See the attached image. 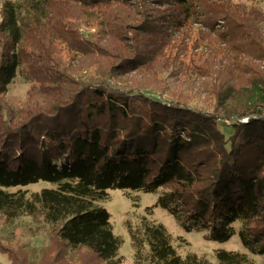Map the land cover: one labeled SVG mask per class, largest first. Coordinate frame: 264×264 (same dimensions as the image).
Wrapping results in <instances>:
<instances>
[{"label": "trees", "instance_id": "16d2710c", "mask_svg": "<svg viewBox=\"0 0 264 264\" xmlns=\"http://www.w3.org/2000/svg\"><path fill=\"white\" fill-rule=\"evenodd\" d=\"M204 1L200 3L223 7L225 21L244 27L231 11L233 3ZM151 2L171 9L161 16V25L188 30L199 23L196 0ZM145 4L4 1L0 94L7 92L20 68L33 82V91L16 110L2 107L0 213L7 219L40 214L61 240L109 261L118 256L124 240L99 201L108 197L109 189H161L156 205L174 215L186 231H206L208 239L220 242L239 233L249 253L264 255V34L248 33L241 51L236 35L226 36L224 43L232 45V51L223 54L219 68L206 73L201 92V101L214 109L210 112L185 101L186 94L165 97L150 79H129L135 85L122 87L111 83V77L131 64L139 75L146 66L139 59L140 46L158 45L157 34H150L153 24ZM92 14L106 31L104 48L113 53L100 54L104 48L98 45L93 63L81 65V73L59 61L36 65L40 51L49 58L50 44L81 39L76 26ZM135 33L148 34L147 41ZM168 33L184 35L171 28ZM128 41L139 49L127 46ZM156 55L164 57L159 49ZM39 181L56 187L32 193L22 189ZM129 231L136 260L212 264L195 252L179 254L163 223L144 219ZM248 252L218 249L215 264H255Z\"/></svg>", "mask_w": 264, "mask_h": 264}, {"label": "rangeland", "instance_id": "374dc122", "mask_svg": "<svg viewBox=\"0 0 264 264\" xmlns=\"http://www.w3.org/2000/svg\"><path fill=\"white\" fill-rule=\"evenodd\" d=\"M4 1L6 0H0V21L1 6ZM200 1L196 0L195 9V16L199 18V23L195 22L188 30H184L179 29L178 26L161 25L159 23L161 16L167 15L171 9L156 6L151 0H146L147 16H149L147 19L148 21L151 19L153 24L150 34H157L158 45L140 46L139 59L143 60V64L146 66L140 69L139 75L135 73L136 69L131 64L132 67L125 66L119 76L111 77V83L113 85L121 84L119 86L122 87L123 84L135 85L131 81L128 82L129 79L142 80V82L150 79L152 80L151 84H154L157 90L162 91L165 97L168 98L170 95L180 98V94H186L189 100L185 98V101L213 112V107L204 104L200 99L202 98L201 92L204 88L205 75L207 72H214L216 68H219L223 54L231 53L230 46L232 45L224 43L226 36L235 34L234 40L238 42L241 51L246 48L248 33L254 37L264 34V0H213L233 3L231 11H234L235 16H238V22H242L244 27L241 29L234 23L225 21L221 11L223 7L211 6L205 0L206 6ZM151 15L152 17H150ZM76 28L75 31L82 36L81 39H73L68 43L69 46L58 41L50 44L49 58L51 59L47 58L46 52L40 51V56L37 55L40 63L38 62L36 65L44 67L49 60L59 61L62 66L69 65V68H74L81 73V65L93 63L91 60L96 56V53L93 54V52L97 50V46L104 48L102 38L107 36L106 31L97 15L94 14L83 16V21H79ZM170 28L175 32L182 30L184 35H181L180 38H176V34L171 36L168 33ZM127 33L129 34L127 39H129L132 35L131 31ZM134 35H137L136 37L143 36L147 41L148 34L141 36L135 33ZM95 43L97 45H93ZM252 43L255 42L252 41ZM1 45L0 43V53L3 51ZM130 45H135L139 49L136 43L128 41L127 46ZM248 47L250 50L256 49V46L248 45ZM110 49L104 48L100 54L113 53L114 51L112 52ZM157 49L164 53V57L156 55ZM6 50L7 48H5ZM41 54H44V57H41ZM84 71L82 70V72ZM32 84L33 82L26 76L25 69L20 68L7 92L4 95L0 94V116H2L0 126L3 125L2 121L5 115L2 107H8L13 111L22 106L32 97ZM211 101L213 102V100ZM242 120L244 121L246 118ZM226 122L230 123V121ZM55 187V183L39 181L22 187V189H27L32 193L43 188ZM17 189L12 188L11 190ZM160 192L161 189L156 192L109 189L108 197L99 201V204L110 212L115 233L124 240L118 256L109 261L100 260L85 247H72L61 240L56 235L53 226L46 223L40 214L7 219L0 213V264H149L143 260H136L129 231V226L134 229L139 228L144 219L163 223L172 234L174 246L182 256L189 252H195L207 257L212 264H215V252L218 249L248 252L239 233L233 235L228 241L220 242L208 239L206 231H186L174 215L156 205ZM248 254L255 264H264V255H254L249 252Z\"/></svg>", "mask_w": 264, "mask_h": 264}]
</instances>
